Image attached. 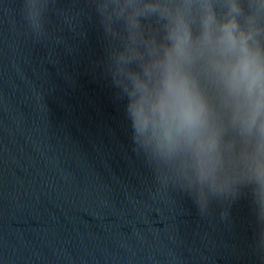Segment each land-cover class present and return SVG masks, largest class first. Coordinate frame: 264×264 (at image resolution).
<instances>
[{"label":"water","instance_id":"obj_1","mask_svg":"<svg viewBox=\"0 0 264 264\" xmlns=\"http://www.w3.org/2000/svg\"><path fill=\"white\" fill-rule=\"evenodd\" d=\"M138 21L142 51L166 43L165 19ZM131 35L103 0H0V264H264L259 138L201 73L223 129L214 174L137 143L115 80Z\"/></svg>","mask_w":264,"mask_h":264},{"label":"clouds","instance_id":"obj_2","mask_svg":"<svg viewBox=\"0 0 264 264\" xmlns=\"http://www.w3.org/2000/svg\"><path fill=\"white\" fill-rule=\"evenodd\" d=\"M103 0L116 18L126 17L131 43L115 57V80L128 98L134 140L167 152L183 149L201 175L222 163V127L198 79L206 76L220 94L234 127L255 133L264 147V0ZM142 15L165 19L166 43L146 42L135 29ZM264 174V173H262Z\"/></svg>","mask_w":264,"mask_h":264}]
</instances>
